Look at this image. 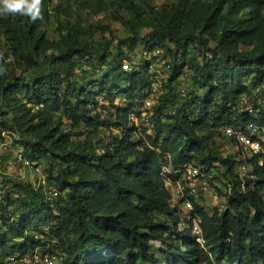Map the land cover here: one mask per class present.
Segmentation results:
<instances>
[{
    "label": "trees",
    "instance_id": "trees-1",
    "mask_svg": "<svg viewBox=\"0 0 264 264\" xmlns=\"http://www.w3.org/2000/svg\"><path fill=\"white\" fill-rule=\"evenodd\" d=\"M110 1L139 19L148 0ZM196 14L195 29L201 34L178 28L175 16L154 29L170 42L171 57L167 90L152 108L154 123L163 127L156 134L131 126V112L142 105L151 86L141 69L126 74L117 61L101 64L107 68L97 81L105 97L113 104L123 91L126 101L114 105L115 122L109 127L100 116L104 107L85 97L86 88L72 79L78 59L91 51L80 45L60 49L50 42L42 31V10L35 22L18 14L0 15V40L10 41L12 55L21 57L12 75L5 69L11 56L0 48V94L8 109L0 125L23 133L21 146L28 159L47 156L55 161L62 182L53 203L46 201L43 189L22 187L26 216L13 222L0 219V264L36 251L61 253V264H264V165H259L264 143L263 152L247 160L245 177L235 172L232 155L216 150L225 127L245 129L253 123L264 129V106L256 115L238 109L242 96H251L257 86L264 95V48L240 50L264 34V0H210ZM137 39L135 33L127 40ZM191 44L203 59L195 82L204 96L191 92L174 109L169 96L182 74L178 61ZM157 47L146 43L148 53ZM253 103L257 105L255 99ZM90 107H97L94 118ZM62 110L73 111L76 124L84 119L92 130L116 127L123 136L110 135L99 153L93 145L73 140L75 133L56 117ZM186 165L204 172L216 167L228 185L223 209L211 214L194 197L185 198L202 218L204 246L183 226L167 186L188 181ZM6 223L9 230L3 231ZM37 234L42 238L36 239ZM154 241L161 242L162 260L151 252Z\"/></svg>",
    "mask_w": 264,
    "mask_h": 264
},
{
    "label": "rangeland",
    "instance_id": "rangeland-1",
    "mask_svg": "<svg viewBox=\"0 0 264 264\" xmlns=\"http://www.w3.org/2000/svg\"><path fill=\"white\" fill-rule=\"evenodd\" d=\"M210 0H148L143 5L144 13H141L140 18H133V14L127 10L120 9L110 0H41V10L43 14L42 31L45 37L52 43H56L60 49L66 48L68 45H80L89 49L91 56L85 59H78L77 66L73 74L74 85L86 88V95L91 100H94L100 111L101 119L106 120L107 124L112 126L115 122L114 105L122 106L126 104L123 91L116 94L115 102L112 104L102 91L98 77L103 75L107 65L102 66L104 60L110 64L117 61L118 66H121L123 73L132 72L134 69H141L144 72L147 82L151 83L150 89L157 95H162L166 92L167 77L169 69L166 64H171L170 54L167 52L170 42L167 39L161 38L156 34L155 28L167 23L165 18L175 16V22L184 32L196 31V34H201L197 26L198 15L197 9L204 3ZM245 13H242V16ZM3 16H12L3 15ZM179 22V23H177ZM138 35L137 41L130 42L129 38H133L134 34ZM152 41L153 46H158L161 49L159 56L149 54L146 48V43ZM127 42V43H125ZM163 44L166 46L163 47ZM212 46L215 42L211 43ZM11 42L2 37L0 40V48L6 52L10 59L6 61L5 69L10 74L16 72V59L19 56H13L9 50ZM264 48V34L251 46H240V50L251 52ZM97 50V52H95ZM25 53L30 52L29 49L24 50ZM1 55V54H0ZM202 56L199 48L195 45H190L188 54L181 57L178 65L182 66V74L173 83V91L169 96L170 101L174 104V109L177 105L184 101L191 92H196L204 96V91L199 89L195 82L196 68L202 63ZM105 61V62H106ZM128 62L131 70L125 71L123 64ZM157 78V79H156ZM247 83H253L247 81ZM1 91V88H0ZM154 93V94H155ZM88 94V95H87ZM74 101V97H71ZM90 107V118H94L97 110ZM143 106H137L132 112L131 126L134 125L138 131H146L156 134L163 129L162 125H156L153 121V109H142ZM8 109L5 105L4 97L0 94V118L7 114ZM147 112V115L143 112ZM56 117L59 118L67 131L75 133L73 140L86 142L93 145L97 152H103L109 136H123V130L116 127L100 128L92 130L85 126L84 119L76 124L73 119V111L62 110ZM0 219L6 222H13L26 216L27 206L26 200L23 198L22 187L32 185L33 187L42 186L47 190L62 187V182L58 175V165L47 156H40L34 160L26 157L23 147L21 146V138L23 133L16 131L4 130L0 125ZM139 136V134H137ZM260 140L264 143V132L259 134ZM216 150L223 156L232 155L235 162V172L240 176L245 177L250 172L248 167L246 170H240L239 166L245 164L244 156L241 153L236 141L228 136L216 138ZM27 160H31L30 165H26L23 159H19V154ZM39 168V172L36 170ZM202 176L194 180V197L202 208L208 213H212L215 209H219L224 205L222 197L228 189V185L223 183L222 172L216 167L204 172L201 170ZM222 177V178H221ZM207 181L211 191L206 193L201 190L204 182ZM41 184V185H40ZM59 192V190H58ZM173 192V191H172ZM60 194V192H59ZM181 220L184 221L186 227L189 226V221L186 219L188 210V200L180 199L173 192ZM189 198L188 196H185ZM2 215V217H1ZM0 220V222H1ZM4 221V222H5ZM8 223L5 224L3 231L9 230ZM57 244V243H53ZM161 242L154 241L151 245V252L162 260L159 252Z\"/></svg>",
    "mask_w": 264,
    "mask_h": 264
},
{
    "label": "built area",
    "instance_id": "built-area-1",
    "mask_svg": "<svg viewBox=\"0 0 264 264\" xmlns=\"http://www.w3.org/2000/svg\"><path fill=\"white\" fill-rule=\"evenodd\" d=\"M161 53L160 48H156L152 53L153 56H159ZM167 69L170 70V63L166 64ZM123 68L125 71H130L131 67L128 62H125L123 64ZM157 79V78H156ZM262 86H257L251 96H242L240 101L238 102V109L240 111L248 112L251 115H256L257 112H259L262 107L264 106V95L262 92ZM155 92H152L151 89L147 93V95L142 99V106L144 109H152L158 102L159 95H157ZM253 99L257 101V105L253 103ZM142 108V109H143ZM104 110H101V112ZM142 115H147V112H143ZM146 117V116H145ZM148 118V117H146ZM132 120V118H131ZM133 121V120H132ZM263 128L258 126L257 124L250 123L248 124L245 129H236L234 127H225L224 129H221V132L223 135L233 138L236 141V144L238 145L239 149L241 150L242 155L244 156L245 164L240 165V170H246L248 168V159H251V157L254 154L263 152L261 140L259 137V134L263 132ZM0 153H1V146H0ZM19 159H23L25 161L26 165H30L31 162L29 160H26L22 153L19 154ZM259 165L263 166L264 162L263 160L259 161ZM185 169L187 171L188 175V181L185 184L181 183H172L168 182L167 186L169 191L171 192L172 197L175 198L173 192L176 193L177 197H180V199L186 200L185 196H192L195 197L196 193L194 190L193 181L197 180L200 176H202L201 169L199 167L186 165ZM36 170L39 172V168H36ZM41 185V184H40ZM36 189H43L45 198L47 202L53 203L57 201L59 192L56 190V188H52L47 190L46 188H43L42 186L35 187ZM202 191L208 193L211 191L210 185L207 181L204 182L201 188ZM173 191V192H172ZM224 198V204H225V197ZM188 210L186 213V219L189 221V228L191 230L192 236L194 237L195 241L199 243L200 245L204 246L205 239L203 236V228H202V218L200 215L196 212L195 207L192 203L188 201ZM224 207L220 206L219 210H222ZM184 226V223H183ZM50 228V225H47L43 228L45 232H48ZM36 239L42 238L41 235L37 234ZM62 262V255L59 252H50L42 254L39 251L34 252L33 254L29 255H14L7 259V264H61Z\"/></svg>",
    "mask_w": 264,
    "mask_h": 264
},
{
    "label": "clouds",
    "instance_id": "clouds-1",
    "mask_svg": "<svg viewBox=\"0 0 264 264\" xmlns=\"http://www.w3.org/2000/svg\"><path fill=\"white\" fill-rule=\"evenodd\" d=\"M41 0H0V15L25 16L35 22L41 19ZM3 69H0L2 72Z\"/></svg>",
    "mask_w": 264,
    "mask_h": 264
}]
</instances>
